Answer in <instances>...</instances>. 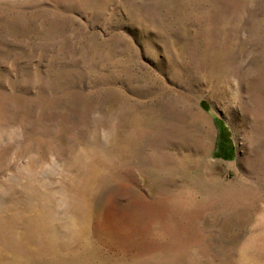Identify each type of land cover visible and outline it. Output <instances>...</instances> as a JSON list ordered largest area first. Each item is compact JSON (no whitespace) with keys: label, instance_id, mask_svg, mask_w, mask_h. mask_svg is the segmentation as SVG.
Masks as SVG:
<instances>
[{"label":"rangeland","instance_id":"1","mask_svg":"<svg viewBox=\"0 0 264 264\" xmlns=\"http://www.w3.org/2000/svg\"><path fill=\"white\" fill-rule=\"evenodd\" d=\"M28 182L43 264H264V0H0V208Z\"/></svg>","mask_w":264,"mask_h":264},{"label":"bare ground","instance_id":"2","mask_svg":"<svg viewBox=\"0 0 264 264\" xmlns=\"http://www.w3.org/2000/svg\"><path fill=\"white\" fill-rule=\"evenodd\" d=\"M86 163L84 162L79 167V172H81L79 176H82L72 183L75 188H71L70 193L73 192L72 189H74L75 193L72 195L67 189H63L67 191V206L70 210H81L80 206L75 204V202H79L78 200H80V193L89 190L91 186H96L97 183L99 184L103 180L102 176L98 173L97 167L93 166L94 164L91 166V163H89L90 165H86ZM27 168L30 170L32 167L29 168L28 166ZM28 180L30 181L31 179ZM30 182L27 185L23 184L24 189L22 191H18L10 186L5 195L4 193L2 194L5 206L2 209L0 208V254L6 255L11 260L10 262L15 264H22V262L28 264H43L44 261L53 262V256H58V260H60L61 252L65 248L58 247L53 243L55 239L53 231L58 229L57 223H55L52 216L54 212H57V207L54 205V198L57 193L51 192L50 185L46 183H36L37 185L34 184V187L33 183ZM58 195L61 196L60 199L64 197V194L61 192H58L56 197ZM1 204L3 205V203ZM75 206L77 207L75 208ZM75 210L71 211L74 217L80 211L76 214ZM47 254H51V257L48 258ZM60 263L62 262L60 261Z\"/></svg>","mask_w":264,"mask_h":264},{"label":"trees","instance_id":"3","mask_svg":"<svg viewBox=\"0 0 264 264\" xmlns=\"http://www.w3.org/2000/svg\"><path fill=\"white\" fill-rule=\"evenodd\" d=\"M226 152H225V158H231V154H232V149H231V147H230V145H229V147H227V149L225 150Z\"/></svg>","mask_w":264,"mask_h":264}]
</instances>
